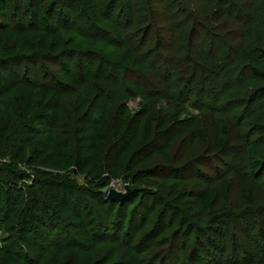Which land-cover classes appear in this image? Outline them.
Wrapping results in <instances>:
<instances>
[{
    "label": "rangeland",
    "instance_id": "obj_1",
    "mask_svg": "<svg viewBox=\"0 0 264 264\" xmlns=\"http://www.w3.org/2000/svg\"><path fill=\"white\" fill-rule=\"evenodd\" d=\"M32 1L30 5L27 0L23 3L6 0V13L0 15V44L4 49H0V57L27 56L37 47L38 39L33 36L34 31H45L48 43L46 53L36 55V61L26 59L21 63L23 69L27 66L29 79L33 81L52 83L55 79H63L60 68L63 63L66 66L69 60L58 64L51 55L61 56L66 52L78 54L71 59V67L80 72L88 68L94 72L95 65H101L102 61L131 66L133 73H140L137 78L149 82L157 92L152 96L151 109L149 113L145 111V116L140 112L148 101L140 94L142 91L128 100L123 113L127 117V133L117 142L126 143L134 131L136 119L140 118L137 140L130 150L142 149L145 141L144 118L149 117L151 134L156 135L153 139L155 146L162 150L147 159L139 152L128 165L114 167L109 164L113 154L111 148L105 168L96 175H71L65 170L53 168L54 162L42 166L28 165L19 156L16 169L12 166L11 170L1 171V181L6 180L11 187L30 184L34 167L36 171L43 172L36 173L38 178L50 177L55 182L73 179L78 185L92 190L103 186L100 190L105 197L110 189L122 193L130 189L137 193L125 210L117 214L113 212L111 219L105 224L100 223L101 226L97 227L99 231L94 232L98 238L93 246L78 238L67 218L55 217L52 219L57 226L55 229L40 230L50 245H38L39 257L27 260L23 254L17 253V247H13L0 254V264H264V168L258 174L251 172L252 162H264V78H256L249 73L251 64L264 65V39L261 40L264 35H259L264 30L255 31L256 35L250 39L238 38L236 26L228 18L213 16L219 7L209 5L205 8L202 0H181V5L173 9L180 7L183 12L181 18L186 19L193 14L195 17L196 13L195 19L201 26L199 30L205 33L202 37L206 41L203 62L208 67L207 72L202 74L205 80L198 84L200 90H196L199 95H192L189 101H185V95L178 93V97H171L169 101L168 86L159 78L140 70L135 57L129 60L125 48H115V45L101 40L94 41L86 32L69 28L68 19L62 20L61 26L51 22L59 9V0ZM151 2L153 17L147 19L144 26L152 30L150 37L164 38L169 34L165 30L172 29L166 15L172 7L169 6L171 0ZM242 6L245 7L244 3ZM64 10L68 9L65 7ZM259 12L264 20V5H259ZM15 41H18L17 45ZM57 43L59 46L55 47ZM91 62L92 69L89 66ZM197 62L199 64V60ZM10 63L7 68L15 73L16 66ZM84 77L83 74L80 80ZM116 79L117 83H122L120 78ZM94 82L100 84L101 81ZM124 87L130 91L141 90L140 84L135 86L131 81L123 87L117 86L120 91ZM18 94L12 90L9 96L0 99H10L14 103L10 105L14 111ZM71 99L67 96L62 102L61 121L67 126L61 129L62 134H69L68 124L72 125L67 120L74 116ZM121 106L119 100L113 102L114 110H120ZM158 123H164L167 134L158 132ZM4 124L5 117L0 113V128ZM182 126L187 129L182 131ZM188 130L193 132L192 135ZM167 137L172 138L171 142L161 146ZM220 138L224 143L218 147L216 142ZM34 146L35 142L26 149V160ZM252 146L259 147L253 155L249 154ZM3 160L0 159V165ZM9 160L10 157H6L4 161L8 163ZM11 173L14 177L23 174L31 178L23 177L16 183ZM223 180L230 181L227 199H223L218 191L215 203L205 211L201 198L214 186L220 189ZM96 182L99 187H94ZM81 200L80 208L86 223L96 231L95 215H99V211L85 194ZM37 215L41 217L40 213ZM3 234L0 231V251L5 245ZM54 245L60 250H56Z\"/></svg>",
    "mask_w": 264,
    "mask_h": 264
},
{
    "label": "trees",
    "instance_id": "obj_2",
    "mask_svg": "<svg viewBox=\"0 0 264 264\" xmlns=\"http://www.w3.org/2000/svg\"><path fill=\"white\" fill-rule=\"evenodd\" d=\"M23 1L20 0V3ZM151 1L59 0V9L55 12V19L53 18L51 22L61 26L62 20L68 19L69 28L75 27L81 33L86 32L87 36L94 41L101 40L115 45V48H125L129 53V60H133L132 57H135L134 60L140 65V70L143 72L145 70L146 74L153 78H159L166 87L168 86L167 99L169 101L171 97H178V93L184 94L185 101H189L192 95H199L196 91L200 90L198 84L205 80L202 74L207 72L208 65L203 62L206 41L202 37L205 36V33L199 30L201 26L195 19L196 13L195 17L193 14L188 19L181 18L183 12L179 10L180 7L173 9L174 6L181 5V0H171L169 6L172 7L169 11L167 10L166 15L169 17L167 23H172V29L165 30L169 34L164 38L150 37L152 30L147 26L145 28L144 25H146L147 19L153 17ZM202 1L205 8H209V5L219 7L218 11L213 12V16L228 18L236 26L238 38L250 39L256 35L255 31L264 30V20L259 12V5H264V0ZM27 2L30 5L33 3L32 0H27ZM243 3L245 7L242 6ZM5 5L6 0H0V15L6 13ZM65 7L68 10L65 11ZM198 13H201L200 10ZM43 19L45 20V18ZM260 33L259 35H264L263 32ZM33 36L38 39L35 51L23 57H0V98L9 96L12 90L19 93L14 111L10 107L14 104L10 99H0V113L5 117V124L0 128V159L5 160L6 157H10L8 163L3 160L0 165V176L5 172L4 170L13 169L12 166H15L16 169L19 156L28 165L42 166L47 162H54L53 168L65 170L71 175L88 173L96 175L105 168V160L110 154L111 148L113 154L109 164L114 167L128 165L139 152L145 155L144 159H147L153 153L162 150L155 146L153 139L156 135L151 134L149 117L144 118L143 138L145 141L142 145L143 148H140L141 151L139 149L138 151L130 150L137 140V133L141 126L140 118L136 119L134 131L130 133V138L126 143L119 144L117 142V140L123 139L127 133L128 122L123 113L128 100L137 92L142 91L140 94L148 101L143 112H140L142 116H145V111L148 112L151 109L150 103L154 99L152 96L157 92V89L152 88L149 82L137 78L140 73H133L131 66H121L112 61L104 63L102 61L101 65H95L97 68L93 70L94 72L88 68L83 73L76 67L73 69L71 67V59L78 54L66 52L61 56L60 54L56 55L59 56L58 58L51 55L57 59L58 64H62L65 59L69 60L66 66L63 63L60 68L63 79H55L52 83L33 81L29 79L27 66L23 69L21 63L26 59L36 61V55L45 54L48 49L45 31H34ZM17 44L18 41H15V45ZM57 46H59L58 43L55 47ZM0 49L4 51L2 44H0ZM207 52L209 53V50ZM190 56L193 57L190 58ZM197 60H199V64ZM10 62L16 66L15 73L7 68ZM200 63L203 67H199ZM103 64H105L104 67ZM89 66L92 69V62ZM249 71L253 77L264 78V65L253 63ZM83 74L85 77L80 80ZM116 78H120L122 83H117ZM99 80L100 84L94 82ZM130 81L135 83V86L140 84L141 90L130 91L124 87L120 91V88H117V86L123 87ZM67 96L72 97L70 107L74 116L71 115L67 119L72 123L71 126L70 123L68 124L69 134H62L60 133L61 129L67 127L61 121L63 117L62 102ZM115 100L122 103L120 110H114L113 102ZM178 100L176 99V101ZM157 126L158 132L167 134L168 130L164 123H158ZM153 128L155 129V127ZM182 129L185 131L187 128L182 126ZM189 133L192 135L193 132L189 131ZM171 140L172 138L167 137L165 144L161 146L169 145ZM34 142L35 146L31 150V156L26 160L25 151ZM216 143L218 147H221L224 140L220 138ZM258 150V146H252L249 149V154H256ZM263 168V161L251 163V172L254 174L260 173ZM32 171H34V177L30 184L24 183L21 186L17 184L11 187L6 180L1 181L0 178V231L4 233L2 241L5 243L0 254L17 247V253L23 254L27 260L39 257L38 245H45V247L50 245L49 240L40 230L55 229L57 226H54L52 221L55 217L58 219L67 218L72 223V230L76 231L78 238L86 245L93 246L98 238L95 233L97 230L99 231L97 227L101 226L100 223L105 224L107 220L111 219L113 212L117 214L118 211L125 210L137 193L133 192L118 201L105 197L100 190L103 186L97 182L93 184L94 187H100L92 190L78 185L73 179H62L55 182L50 177L38 178L35 176L36 173L41 174L42 171H36L34 167ZM11 175L14 177L13 173ZM21 175L14 177L16 183L23 177L31 178L30 175ZM219 187L220 189L218 186H214L201 198V204L205 211L215 203L218 191L223 199H227L230 181H221ZM84 194L99 211L100 216L95 215V218L97 216L96 231L94 227L91 229L87 225L85 215L80 208L81 196ZM8 207L9 211H7ZM38 213L41 214V217L37 215ZM103 229H106V225ZM103 234L106 232L103 231ZM54 247L56 250H60L58 246L54 245Z\"/></svg>",
    "mask_w": 264,
    "mask_h": 264
},
{
    "label": "water",
    "instance_id": "obj_3",
    "mask_svg": "<svg viewBox=\"0 0 264 264\" xmlns=\"http://www.w3.org/2000/svg\"><path fill=\"white\" fill-rule=\"evenodd\" d=\"M132 192H135V190L127 189V192L122 193V192H118L116 190L110 189L108 191L107 197L120 201V200H123L124 198H126Z\"/></svg>",
    "mask_w": 264,
    "mask_h": 264
}]
</instances>
